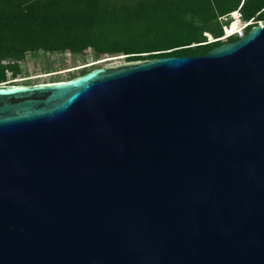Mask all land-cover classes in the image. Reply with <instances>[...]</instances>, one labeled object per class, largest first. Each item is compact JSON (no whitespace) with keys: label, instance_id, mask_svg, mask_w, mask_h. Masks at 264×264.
Masks as SVG:
<instances>
[{"label":"water","instance_id":"95a60500","mask_svg":"<svg viewBox=\"0 0 264 264\" xmlns=\"http://www.w3.org/2000/svg\"><path fill=\"white\" fill-rule=\"evenodd\" d=\"M0 264H264V21L203 56L0 84Z\"/></svg>","mask_w":264,"mask_h":264},{"label":"trees","instance_id":"16d2710c","mask_svg":"<svg viewBox=\"0 0 264 264\" xmlns=\"http://www.w3.org/2000/svg\"><path fill=\"white\" fill-rule=\"evenodd\" d=\"M238 15L263 22L264 0H0V84L15 81L19 63L39 52L90 50L97 57L125 55L127 62L203 56L240 39L215 42L224 26L240 28Z\"/></svg>","mask_w":264,"mask_h":264},{"label":"rangeland","instance_id":"374dc122","mask_svg":"<svg viewBox=\"0 0 264 264\" xmlns=\"http://www.w3.org/2000/svg\"><path fill=\"white\" fill-rule=\"evenodd\" d=\"M231 18L234 20L233 16H231ZM242 22L244 23V21L241 20L239 26H241ZM228 28L231 29V25ZM208 39L209 43L214 41L212 37H209ZM224 43H227V41ZM103 60H107V62L88 68L85 67ZM125 62V55H104L103 57H97L90 50H87L83 55L72 54L69 51L55 54L39 52L28 54L26 59L19 63L21 65L22 73L13 82L17 85L65 82L86 74L94 69L105 66H117L124 64ZM8 63L13 62H4L5 65ZM74 69L77 70L72 71ZM11 82L12 81H9L6 84H11Z\"/></svg>","mask_w":264,"mask_h":264},{"label":"built area","instance_id":"2783aa9c","mask_svg":"<svg viewBox=\"0 0 264 264\" xmlns=\"http://www.w3.org/2000/svg\"><path fill=\"white\" fill-rule=\"evenodd\" d=\"M235 18V17H234ZM238 18L239 19H241L240 18V15L238 16ZM262 22H257V23H255V22H253L252 20L251 21H248V22H245L244 21V25H243V30L242 31H240V35H238L240 38H243L245 35H246V31H247V29L250 27V26H253V25H255V24H261ZM230 26V25H229ZM229 26H224V28H223V31H224V33H223V37L222 38H226V40H227V38L228 37H230V36H232L233 35V33L231 34V33H229L228 32V27ZM12 84H13V82H11ZM4 84H6V83H4ZM9 84V83H8Z\"/></svg>","mask_w":264,"mask_h":264},{"label":"bare ground","instance_id":"6f19581e","mask_svg":"<svg viewBox=\"0 0 264 264\" xmlns=\"http://www.w3.org/2000/svg\"><path fill=\"white\" fill-rule=\"evenodd\" d=\"M239 16V15H238ZM241 21V20H240ZM231 25V24H230ZM243 25H244V23L242 22V24H241V26H240V29H238V30H236L235 32H233L232 31V29H229L228 28V32L229 33H233V35L232 36H230V37H228L227 39H229V38H231V37H233V36H235V35H240V31H242L243 30ZM226 40V38H220V39H217V40H215V42H220V41H225ZM12 84V83H11ZM15 85V84H14Z\"/></svg>","mask_w":264,"mask_h":264},{"label":"clouds","instance_id":"9594fccd","mask_svg":"<svg viewBox=\"0 0 264 264\" xmlns=\"http://www.w3.org/2000/svg\"><path fill=\"white\" fill-rule=\"evenodd\" d=\"M232 16L234 17V13L232 14ZM235 19V18H234Z\"/></svg>","mask_w":264,"mask_h":264}]
</instances>
